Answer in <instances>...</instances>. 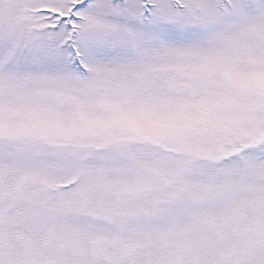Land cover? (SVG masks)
<instances>
[{"label":"snow or ice","instance_id":"obj_1","mask_svg":"<svg viewBox=\"0 0 264 264\" xmlns=\"http://www.w3.org/2000/svg\"><path fill=\"white\" fill-rule=\"evenodd\" d=\"M0 264H264V0H0Z\"/></svg>","mask_w":264,"mask_h":264}]
</instances>
